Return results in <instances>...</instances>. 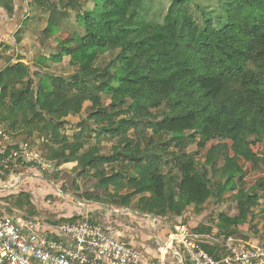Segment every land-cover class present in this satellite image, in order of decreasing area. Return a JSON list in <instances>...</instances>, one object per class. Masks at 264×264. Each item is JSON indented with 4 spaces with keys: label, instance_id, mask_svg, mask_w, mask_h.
Wrapping results in <instances>:
<instances>
[{
    "label": "trees",
    "instance_id": "obj_1",
    "mask_svg": "<svg viewBox=\"0 0 264 264\" xmlns=\"http://www.w3.org/2000/svg\"><path fill=\"white\" fill-rule=\"evenodd\" d=\"M32 1L38 7L45 4ZM93 2L81 14L78 0L50 4L41 42L54 37L56 46L54 53L37 60L40 68L33 67L37 70L33 79L23 63L0 70V120L11 119L5 129L16 130L19 120L17 135L25 140L33 134L43 137L37 149L46 160L55 166L77 162V176L95 180L98 191L123 193L113 206L128 208L130 200L138 198V213L176 219L175 223L188 218L189 228L201 236L208 237L213 224L197 220L187 208L199 212L210 199L221 201L228 194L229 211L218 215L215 226L226 237L244 232L253 209L264 202V0H225L219 27L193 0ZM3 8L11 11L7 1ZM71 12L83 36L59 33L60 18H69ZM120 23L126 32L147 25L160 29L168 34L166 49L143 69L130 64V49L124 47L106 68L98 69L95 63L106 53L109 35ZM147 43L142 38L134 46L143 48ZM51 64L75 70L67 77L40 73ZM24 73L27 81L18 89ZM104 94L108 98L103 107L99 98ZM88 102L87 117L69 142L62 133L65 118L80 114ZM161 107L167 112L157 119L152 111ZM141 128L166 143L153 147L150 139L141 150L128 135ZM89 134L95 136V146L78 155L79 142ZM101 137L115 142L111 155L99 154ZM170 142L179 150L170 152ZM187 144L206 151L204 165L196 153L182 151ZM52 179L58 181V174ZM71 183L75 185V179ZM81 198L99 199L90 192H83ZM55 209L52 206L44 220L80 218L74 208L64 205L63 216L56 219L51 217ZM34 214L27 210L28 218ZM201 244L210 254L221 249L205 239Z\"/></svg>",
    "mask_w": 264,
    "mask_h": 264
},
{
    "label": "rangeland",
    "instance_id": "obj_2",
    "mask_svg": "<svg viewBox=\"0 0 264 264\" xmlns=\"http://www.w3.org/2000/svg\"><path fill=\"white\" fill-rule=\"evenodd\" d=\"M7 0H0V5L2 6ZM45 1V0H44ZM80 4V8H76L78 14H81L85 9H91L94 6L93 0H78ZM18 7L17 10L19 12H24L26 15V19L24 21L26 26V32L18 33V36L21 38L23 36L29 35L30 32V45L34 46L36 48V51L33 52V54L27 57L20 56L15 51L13 53L7 54L5 57L4 55L0 57V70H3L5 67H12L16 65L17 63H23L24 65H27L30 69V77L33 79V73L37 70H35L33 67L37 65V67L40 68V65L36 64L37 60L41 58L43 55H51L54 53V48L56 46V42L54 40V37L49 38L47 41L41 42V32L43 29H45L47 25V21L49 19L50 14V4L51 3H57V0H46L45 1V7H38L33 1L31 0H18ZM225 0H193L194 5L198 6L200 9L206 11L207 17H211L213 19L215 26L219 27L222 25L223 21H219V17L221 16V13H223L222 6ZM59 33L61 32H70L75 33L76 35L83 36L84 32L80 25H75V16L73 13H70L69 18H60L59 20ZM123 23L131 24L130 21L124 20ZM135 26H139L135 23H132ZM17 36V35H16ZM14 37L16 40L17 37ZM57 36V35H56ZM110 41L108 43V48L106 53L101 55L97 62L95 63V67L98 69H104L106 68L109 63L115 58L121 54L124 47H129L128 56L131 57L130 64H136L139 67H142L143 69H146L148 66V61L153 59L158 53L164 52L166 49V44L168 43V34L161 32L160 29H156L153 26L147 25L146 27L142 28L141 30L134 31V32H126L125 28L123 27V24H118L114 31L109 35ZM147 39L148 43L145 47H136L134 46V43L140 41V39ZM38 51V52H37ZM1 53H4L2 51ZM40 54V55H39ZM38 56V57H37ZM37 57V58H36ZM127 64V63H126ZM42 72L40 73H54V74H60L64 76H69L73 73L75 68L71 67H64L60 68L58 64H51L50 67L46 70L44 68H41ZM27 81L26 73H24L23 76L19 79V82L16 84V87L19 89ZM36 82V80H34ZM108 95L104 94L100 96L99 101L101 103V106H105V103L107 101ZM91 108V103H85L83 110L78 115L79 120L77 117L71 120L70 123L67 124L66 127L63 128L62 132L66 135L69 142H73L74 135L79 132V127L81 126V123L86 119L87 114L89 112V109ZM162 112H167V109L165 107H161L158 110L152 111V114L156 116L157 119H161ZM152 120V119H151ZM11 119L9 121H2L0 120V125L3 128H8L7 125H10ZM18 124L19 120H17V125L15 124L16 130H11L14 134V137L21 139H24V135H17L18 133ZM128 135L136 142H139L140 149H145V147L148 145L150 139H152V146L157 147L159 143L162 142L166 143V139L158 138L157 136L152 135L151 131L148 129H139L138 131H130ZM38 137V136H36ZM41 139L38 137V140ZM25 141H29L32 143L34 148H37L40 141H35L34 139H27ZM187 141V140H186ZM81 145V148L78 150V155L86 153L91 147L95 146L96 144V138L93 134L84 135L83 139L79 142ZM115 145V142L106 139L104 137L100 138V144H98L99 154L100 155H111L113 153V146ZM165 146V144H164ZM149 149V152L153 151V148ZM169 151L170 152H176L179 150L180 147L176 146L175 142H170L169 144ZM182 151L187 154L191 155L193 153L197 154V157L201 164H205L206 159V151L205 150H197L193 146L187 144L184 145V147H181ZM216 162L218 164H221L222 157L220 154L216 153ZM77 165V162H71L67 163V165L63 166L64 170L69 172L72 176V179H75V185L71 183V179H65V185L62 188V191L64 193H68L70 196L74 197V200H69L71 202V205H73L75 212L79 214L81 217H88L91 220H103L107 219L105 218L110 216V213L112 209L116 210H123L124 207H115L113 206L114 203L121 200V197H123V193H120L119 195L113 194L112 190L109 189L106 191L105 189L97 190L96 189V181L92 178H83L78 177L77 173L74 171L75 168H73V165ZM107 167V166H106ZM207 167V170L210 171L209 166ZM58 174V173H57ZM55 173L48 175L49 178L55 177ZM46 176V175H45ZM53 182L56 180L52 179ZM92 190V191H91ZM83 192H90L91 194H94L98 196V200H92V201H86L84 198H81V194ZM72 198V197H70ZM26 201V200H25ZM64 201V200H62ZM80 202H85L86 204H82ZM80 204V205H79ZM82 205V206H81ZM130 207L128 209L136 210L138 204V198H132L129 202ZM113 206V207H112ZM230 207V199L228 198V194H224L221 201H216L215 199H210L198 212L196 208L190 207L187 208V211L194 213V216L198 219L197 220H203L202 222H206L207 224H213V229L211 234L208 237H205V240L215 243L217 246L221 247L225 244L226 241H242L243 243H247L249 245L257 246V247H264V202L259 201L257 206L253 209V216L248 218V224L244 232H239L233 236L226 237L221 231L218 230V228L215 226L218 223V215L221 213H227L229 211ZM27 208H25L26 210ZM78 211V212H77ZM138 211V210H137ZM136 211V212H137ZM141 215V221H143V226L146 225V227H149V222L146 224V220L149 219V215L146 214H140ZM117 217H112L113 220L117 221L119 224H124L125 226H128L130 223L128 221H125L124 219H121V214L116 215ZM126 219V218H125ZM140 219V218H139ZM176 219H168V218H157V234L161 236V238L164 240L163 235L161 232H169L171 229H173V225L175 224ZM197 220H194L193 222H197ZM185 224H188L189 219L185 218L182 220ZM191 222V221H190ZM121 227V225H120ZM129 227H134V225H129ZM114 228H116V225H114ZM123 232V229L120 228ZM149 231V230H148ZM160 232V233H159ZM151 233V240L150 242L146 243L148 247L155 250L157 247H160L159 241L156 240L155 235H153V232H148V235ZM167 236V233L165 234V237ZM127 239H130V242L133 243V245L136 248L140 249V246L135 242L134 237H127ZM171 256V255H169Z\"/></svg>",
    "mask_w": 264,
    "mask_h": 264
},
{
    "label": "built area",
    "instance_id": "obj_3",
    "mask_svg": "<svg viewBox=\"0 0 264 264\" xmlns=\"http://www.w3.org/2000/svg\"><path fill=\"white\" fill-rule=\"evenodd\" d=\"M26 167L47 175L60 171L31 142L17 143L13 134L0 125V177ZM118 214L141 225L137 221L141 215L127 208L113 209L109 219L91 220L86 216L55 222L5 215L0 209V264H264V247L242 241L228 240L210 254L201 244L205 236L192 232L183 222L173 225L167 238L159 241L156 256H151L125 237L120 224L112 219ZM148 217L150 229L156 232L157 218ZM169 237L173 240L166 248Z\"/></svg>",
    "mask_w": 264,
    "mask_h": 264
},
{
    "label": "crops",
    "instance_id": "obj_4",
    "mask_svg": "<svg viewBox=\"0 0 264 264\" xmlns=\"http://www.w3.org/2000/svg\"><path fill=\"white\" fill-rule=\"evenodd\" d=\"M7 3L9 7H11L10 12L5 10L3 5H0V57L3 55L6 57L7 54L13 53L14 51L20 56H31L33 52L36 51V48L30 45L31 31L29 32V35L23 36L22 38L18 36V33L26 32V26L24 23L26 15L23 11L19 12L17 10L19 3L18 0H7ZM44 5L42 7H45ZM15 36L17 39H20L19 43H16V40L14 39ZM2 51H4V53H1ZM78 115H69L66 117L64 127H66L67 124L70 123L75 117H77L79 120ZM36 136V134H33L31 139H34L37 142L38 137ZM14 139L17 143L23 140L21 137L19 138V136L18 138L14 137ZM65 165L67 164L59 165V180H56L55 182H53L52 178H49L50 176H48L46 173H43L39 169L33 167L17 168L8 176L0 177V209L2 213L5 215L20 214L24 217H27V210L31 209V211L35 212L31 218L36 219L43 218V216L47 217V211L51 209L52 206H56L54 215L52 214L51 217H55L57 219L63 216L61 213L62 206L65 205L74 208L69 201L71 199L74 200V197L62 191V179H72V176L69 172L62 171L64 170L63 166ZM75 167L76 165L74 164L73 168ZM25 208L27 209L25 210ZM128 210L130 213L135 212L139 214L136 212V210ZM70 215H72L71 212L64 214V216ZM105 218L109 219L107 215ZM124 218H126L124 219L125 221L129 222L130 220V223L134 225V227L130 228L129 225L131 224L125 226L121 223L120 225L123 229L124 235H127V237H134L135 242L140 246V248H142L149 255L155 257L156 250H153L146 245V243L150 242L152 238L151 233L148 235L149 231L153 232L150 227L147 228L146 225L143 226V221H141V225H137L136 222H134V219H127L128 217ZM137 221L140 222L138 219ZM146 222V224H148L149 221L146 220ZM166 233L168 234V232ZM166 233L163 231L161 232L164 240L167 238V236L165 237ZM153 235H155L157 241H164L161 236L157 234V230L156 232H153Z\"/></svg>",
    "mask_w": 264,
    "mask_h": 264
},
{
    "label": "bare ground",
    "instance_id": "obj_5",
    "mask_svg": "<svg viewBox=\"0 0 264 264\" xmlns=\"http://www.w3.org/2000/svg\"><path fill=\"white\" fill-rule=\"evenodd\" d=\"M172 240H173V238L169 237L168 242L166 243V248H168L170 246Z\"/></svg>",
    "mask_w": 264,
    "mask_h": 264
},
{
    "label": "water",
    "instance_id": "obj_6",
    "mask_svg": "<svg viewBox=\"0 0 264 264\" xmlns=\"http://www.w3.org/2000/svg\"><path fill=\"white\" fill-rule=\"evenodd\" d=\"M83 205L86 204L85 202H81Z\"/></svg>",
    "mask_w": 264,
    "mask_h": 264
}]
</instances>
